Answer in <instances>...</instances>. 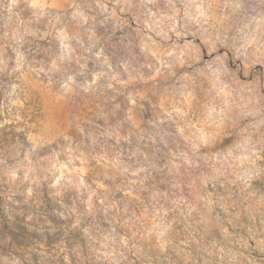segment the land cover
Returning a JSON list of instances; mask_svg holds the SVG:
<instances>
[{
	"label": "rangeland",
	"instance_id": "rangeland-1",
	"mask_svg": "<svg viewBox=\"0 0 264 264\" xmlns=\"http://www.w3.org/2000/svg\"><path fill=\"white\" fill-rule=\"evenodd\" d=\"M0 264H264V0H0Z\"/></svg>",
	"mask_w": 264,
	"mask_h": 264
}]
</instances>
